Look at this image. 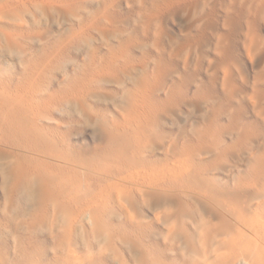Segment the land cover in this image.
Wrapping results in <instances>:
<instances>
[{
  "label": "bare ground",
  "instance_id": "6f19581e",
  "mask_svg": "<svg viewBox=\"0 0 264 264\" xmlns=\"http://www.w3.org/2000/svg\"><path fill=\"white\" fill-rule=\"evenodd\" d=\"M183 1L0 0V58L20 66L0 68V238H13L0 239V264H175L166 255L177 250L184 264H264V87L248 95L260 128L240 124L245 109L235 108L221 112L230 126L211 120L192 138L166 129L182 103L201 100L164 54L166 19L198 8ZM227 10L225 27L263 65L264 0ZM230 49L221 37L216 67L240 103L243 62ZM81 124L97 128L96 146L73 143ZM256 150L233 188L219 179ZM156 236L165 249L149 245Z\"/></svg>",
  "mask_w": 264,
  "mask_h": 264
},
{
  "label": "rangeland",
  "instance_id": "374dc122",
  "mask_svg": "<svg viewBox=\"0 0 264 264\" xmlns=\"http://www.w3.org/2000/svg\"><path fill=\"white\" fill-rule=\"evenodd\" d=\"M183 2L188 4L197 2L198 8L190 17L186 15L184 22H174L171 17L166 19L165 28L172 38L164 39L166 46L164 54L166 58L178 68L184 79H192L196 82L189 86V98L197 96L201 97V100L198 102L197 107L182 103L178 109L179 123L169 124L166 129L173 133L182 131L185 137L192 138L194 136V130L192 129H207V127L210 126L211 120L216 121V125L219 127L230 126L232 124L230 114L227 113V111L226 113L221 112L225 109L233 110L235 108H240L238 110L245 109L240 124L250 126L251 128H260V121L251 110L248 95L252 92L255 85L264 87V82L258 83L256 79L257 75L264 71V64L258 66L253 59L246 55L243 47L242 34L235 35L225 27V20L229 14L227 10L229 0H224L222 3L217 1L205 3V0H184ZM209 24L213 25L212 29L208 26ZM258 28L264 38V23L258 21ZM221 37L227 39L232 54L240 58L243 62V74H239L236 71L235 75V82L242 85L246 90L245 97L240 98V103L229 100L221 85L223 72L219 67H216L220 59L217 47ZM189 43L192 46L199 44L198 49H190V47H188ZM175 47L181 50V55L178 56L176 54ZM149 49L155 51L153 46ZM188 55L190 58L186 64L184 59ZM0 68L6 70V72H11L14 68L18 69L20 66L17 64L15 57L9 54H3L0 58ZM174 78L176 80H184L181 76H174ZM200 92H204V94H200ZM208 95H214L219 97V99H202L208 97ZM97 137L98 130L95 126L81 124L75 127L72 141L78 148L85 149L88 146H96L98 143L96 141ZM224 139L228 144H232L235 136L232 138L227 136ZM182 142L183 141H181L180 144ZM262 143V140H260L257 144L258 148L262 146ZM257 153L258 151L256 150L255 152L240 156V159L234 162L236 167L233 168V171L228 175H223L221 173L217 174L219 179L227 182L229 187L233 188L240 176L248 175L251 172V159L252 156H256ZM3 196V190L0 189V218L3 217V210L5 209ZM147 214L148 217H152L150 211H148ZM157 229L158 231L162 230V226L157 224ZM5 231L6 229H3V235L0 239L8 240L12 244V235ZM151 241L152 243H149L150 246L155 245L158 248L160 246L162 249H165L166 244L162 237H152ZM166 257L173 258L175 264H184V260H188V258L183 256L182 252H178V250L174 254H167ZM10 259L11 261H16L15 253H11Z\"/></svg>",
  "mask_w": 264,
  "mask_h": 264
}]
</instances>
